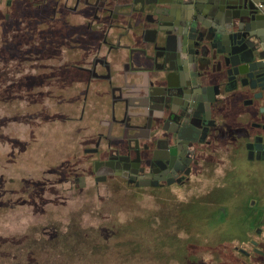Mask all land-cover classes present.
Listing matches in <instances>:
<instances>
[{"label":"flooded vegetation","instance_id":"af4514ba","mask_svg":"<svg viewBox=\"0 0 264 264\" xmlns=\"http://www.w3.org/2000/svg\"><path fill=\"white\" fill-rule=\"evenodd\" d=\"M167 5L0 0V39L20 31L23 20L32 31L48 32L42 46L30 45V85L49 84L63 99L75 96L79 121L89 129L84 152L94 156L89 168L95 182L113 178L129 188L185 191L181 208L202 206L225 221L245 210L228 236L233 252L217 251L205 262L195 259L188 241L184 264H259L264 113L253 93L228 83L224 74L211 79L208 65L195 67L193 44L176 41L178 20L174 8L166 15ZM55 26L61 30L53 34ZM201 73L204 90L194 86ZM76 179L85 184V176Z\"/></svg>","mask_w":264,"mask_h":264},{"label":"rangeland","instance_id":"374dc122","mask_svg":"<svg viewBox=\"0 0 264 264\" xmlns=\"http://www.w3.org/2000/svg\"><path fill=\"white\" fill-rule=\"evenodd\" d=\"M27 22L0 39V264H184L193 245L195 259L205 262L217 251L233 252L228 236L245 210L225 221L202 206L181 208L185 191L94 181V156L84 152L89 129L75 96L63 99L49 84L31 88L29 48L42 46L48 32ZM70 223L97 236L95 249L81 252L65 238Z\"/></svg>","mask_w":264,"mask_h":264},{"label":"water","instance_id":"95a60500","mask_svg":"<svg viewBox=\"0 0 264 264\" xmlns=\"http://www.w3.org/2000/svg\"><path fill=\"white\" fill-rule=\"evenodd\" d=\"M180 2L190 4L189 0H146L150 6L171 5L165 11L170 17ZM187 15L176 17L175 38L179 44L192 42L195 67L208 65L213 68L207 75L211 79L224 74L228 83L234 81L242 92L253 93L264 113V0H207ZM202 77L203 73L196 75L194 86L204 90ZM228 83L226 92L231 90ZM260 128L264 130V125Z\"/></svg>","mask_w":264,"mask_h":264},{"label":"trees","instance_id":"16d2710c","mask_svg":"<svg viewBox=\"0 0 264 264\" xmlns=\"http://www.w3.org/2000/svg\"><path fill=\"white\" fill-rule=\"evenodd\" d=\"M72 223H73V221H72ZM72 223L69 224L68 231H67V235H66L65 238L66 239H69V240H72V238H74L75 241H76V243L74 242L75 245L76 246L77 245L78 246L79 245L81 246L80 247V251L81 252L84 251L86 253L89 248H93V247L95 249L96 246L94 244V240L96 239L97 236H94V233H91L89 237H86L87 234H86V236H84L85 234L82 235L83 233L82 232L81 233L79 232L80 229L78 228V226H74V224H72ZM111 232L114 233L113 230H111ZM117 232H118V230H117ZM102 236L104 237V234ZM67 243H69V241ZM60 244H61V240L56 239L54 241V246L53 247L54 248H59L60 247ZM194 249H195V247H194ZM60 250H61V248H60Z\"/></svg>","mask_w":264,"mask_h":264},{"label":"crops","instance_id":"0c3cea01","mask_svg":"<svg viewBox=\"0 0 264 264\" xmlns=\"http://www.w3.org/2000/svg\"><path fill=\"white\" fill-rule=\"evenodd\" d=\"M206 1L207 0H189V2H190L189 5L188 4L182 5L181 2L180 3H177V4H175V7H174V11H175V13H174L175 16L174 17H180V18H182L183 17V14H184V16H188L187 15L188 12L192 13L194 11V7L196 5L200 4V2L201 3H205Z\"/></svg>","mask_w":264,"mask_h":264}]
</instances>
